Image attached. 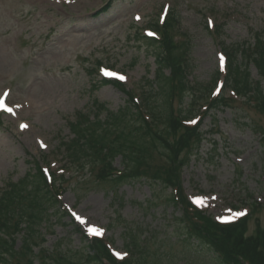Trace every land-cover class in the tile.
Returning a JSON list of instances; mask_svg holds the SVG:
<instances>
[{
  "label": "rangeland",
  "instance_id": "1",
  "mask_svg": "<svg viewBox=\"0 0 264 264\" xmlns=\"http://www.w3.org/2000/svg\"><path fill=\"white\" fill-rule=\"evenodd\" d=\"M73 1L0 0V93L10 90L8 99L15 110V115L0 114V193L8 183L32 170L37 161L42 169L46 164L55 171L59 166L55 157L58 161L65 157L61 142L73 136L68 125L77 112L92 115L99 105L115 113L125 107L127 97L122 91L100 84L101 66L123 75L124 87L137 100L143 102L150 91L158 93L154 53L138 40L137 32L143 33L149 21L161 19L164 3L170 4L169 14L177 17L174 29L183 34L175 54L188 63L191 82L208 84L222 72L225 67L219 64L218 56L228 47H236V59L244 63L239 52L253 49L254 40L264 33V0ZM135 12L141 14L140 19L133 20ZM207 19L213 22L207 26L210 31L205 27ZM216 24H222L220 34L211 29ZM97 60L100 67L96 72ZM247 69L252 81L258 79L252 63ZM168 75L164 70L163 77ZM223 90L224 86L217 92ZM224 93L231 99L229 105L212 109L200 119L198 127L204 137L200 147L180 152L188 163L177 173L181 185L175 197L185 196L211 221L249 219L247 234L252 235L256 222L264 227V114L230 89ZM206 105L207 101L204 108ZM183 106L197 111L199 103L191 107L189 99L183 98ZM173 107H179L178 97L173 98ZM145 119L150 120L147 114ZM21 124L28 127L21 129ZM41 142L46 147H41ZM39 154L47 155L48 161L44 163ZM160 156L155 154L154 164L163 163ZM76 166L74 163L73 169ZM112 166L119 171L126 169L119 156ZM90 167L84 164L73 175L66 173V178L73 177L66 180L65 193L59 196L82 232L93 236L71 213L102 228L101 238L113 253H133L124 244L132 233L139 247L147 251V264H199L194 249H188L189 254L172 230L181 210L166 204L171 196L169 188L151 187L144 178L113 185L98 180L94 175L98 168ZM150 200L154 204L148 208ZM238 212L244 215L236 216ZM68 220V216H51L42 226L44 242L40 248L82 252L80 235ZM20 242L18 238L16 248ZM262 253L261 261L237 256L234 264H264V247Z\"/></svg>",
  "mask_w": 264,
  "mask_h": 264
},
{
  "label": "trees",
  "instance_id": "2",
  "mask_svg": "<svg viewBox=\"0 0 264 264\" xmlns=\"http://www.w3.org/2000/svg\"><path fill=\"white\" fill-rule=\"evenodd\" d=\"M175 23L176 17L172 14L158 29L161 35L159 41L138 38L152 49L157 63L155 78L159 91L156 95L149 92L143 101L150 120L142 116L133 104L131 94L123 86L112 83L127 96V103L115 113L98 105L94 119L84 113L77 114L75 121L69 123L73 136L68 141L61 142L71 165L76 163L84 168V164H89L91 170L97 167L94 175L98 180L113 185L143 178L155 188L162 185L166 189H174L180 185L177 173L188 163L185 156H180V152L185 149L187 152L197 150L204 140L200 127L191 128L182 123L198 114L181 106L183 98L189 97L191 107L200 101H207L208 109H218L229 104L224 95L208 101L211 91L209 85L196 84L194 89L189 85L185 77L186 62L175 54L178 50L172 40ZM187 46L184 45V48L187 49ZM252 47L254 48L241 51L244 60L242 64L236 59V47L228 48L229 63L225 85L250 99L264 114V33L254 40ZM250 63L259 74L254 81L247 69ZM165 69L170 70V75L163 77ZM100 84L106 85L107 82L100 81ZM205 94L207 97L202 98ZM175 97L179 101L177 109L173 107ZM102 111H105L103 118L99 116ZM155 154L161 155L162 164H154ZM118 156L122 160V167L127 171L114 172L112 165ZM51 183L48 184L36 162L32 170L17 182L8 183L7 188L0 193V264H36L37 258L40 259L38 264H137V261L139 264H147V251L145 247H139L138 239L132 233H128L124 244L133 253L129 251L130 256L123 260L115 259L104 241L98 238L87 239L84 234L80 237L83 242L82 252L73 250L72 254L60 248H40L44 242L42 226L45 227L51 216H58L60 219L65 216L59 209L55 196L64 184L61 178H53ZM166 201L168 205L178 204L177 199L171 196H167ZM152 204L154 203L150 200L147 207L150 208ZM185 215L187 218L184 221L181 217L175 219L172 230L185 243L184 248L189 254L191 252L188 249H194L192 253L200 258H197L199 264H233L237 256L251 257L255 261L263 258L264 227L258 222L255 223L253 234L248 235L249 219L221 225L204 218L198 211L189 214L186 212ZM190 217H196L197 221L188 222ZM73 230L77 234L80 231L74 224ZM18 238L21 242L16 248ZM136 255L138 260L130 259H135Z\"/></svg>",
  "mask_w": 264,
  "mask_h": 264
},
{
  "label": "snow or ice",
  "instance_id": "3",
  "mask_svg": "<svg viewBox=\"0 0 264 264\" xmlns=\"http://www.w3.org/2000/svg\"><path fill=\"white\" fill-rule=\"evenodd\" d=\"M137 19H140V17L137 16ZM211 23L212 22L209 21V24H211ZM148 34L150 36L155 35L152 32H149ZM221 61H223V58H221ZM104 74L106 76H112V77H115V78L120 79V80L126 79L123 75H119V74H117L115 72H110V71H107V70L104 71ZM7 96H8L7 92H5L2 96H0V110H3L5 112H8V113H11V114L15 115L14 109L12 107H9L7 105V103L5 102ZM191 122L195 123V121H191ZM20 127H21V129H26L28 127V125L27 124H21ZM40 146L41 147H46V145H44L43 142H41ZM45 171L47 172L48 170L45 169ZM196 202L197 203H201V201H199V200H197ZM72 215L75 217V219L81 225H85L86 226V231L88 232L89 235H93V236H102L103 235L104 230L102 228L90 224L86 218L82 217L81 215L77 214L76 212H73ZM235 215L236 216H242V215H244V213L243 212H238V213H235ZM114 255L116 257H118L119 259L123 260L124 257L127 255V253L114 252Z\"/></svg>",
  "mask_w": 264,
  "mask_h": 264
},
{
  "label": "bare ground",
  "instance_id": "4",
  "mask_svg": "<svg viewBox=\"0 0 264 264\" xmlns=\"http://www.w3.org/2000/svg\"><path fill=\"white\" fill-rule=\"evenodd\" d=\"M69 2L73 3V2H75V1H73V0H69Z\"/></svg>",
  "mask_w": 264,
  "mask_h": 264
}]
</instances>
